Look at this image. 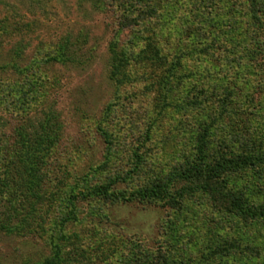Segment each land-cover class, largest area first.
<instances>
[{
	"label": "trees",
	"instance_id": "trees-1",
	"mask_svg": "<svg viewBox=\"0 0 264 264\" xmlns=\"http://www.w3.org/2000/svg\"><path fill=\"white\" fill-rule=\"evenodd\" d=\"M91 1L115 25L107 44L110 83L119 86L132 80V65L145 69L141 75L149 76L146 83H151L146 91L157 93L154 117L168 113L175 119L166 138L174 141L177 160L165 167L166 163L155 161L151 149H142L151 137L150 123L133 148L126 176L118 173L85 188L79 186L80 181L69 186L63 200L71 208L68 214L75 217L78 199L160 202L179 209L187 199L200 195L243 224L264 226V186H258L264 174V128L259 125L264 102L258 104L255 97L259 91L264 100V0ZM184 3L185 9L179 7ZM11 18L5 15L0 20V106L13 119L0 114V190L2 196L9 192L0 202V209L8 210L0 214V230L7 232L37 217L45 199L43 188L57 178L63 126L52 99L44 100L50 89L54 95L60 85L51 72L57 65L83 64L92 51L85 46L86 36L66 34L40 42L30 56L25 52L29 42L18 40L4 57V41L18 35L24 38L33 29L31 24L18 21L10 26L7 20ZM122 32H126L124 38ZM223 51L227 52L228 73L217 76L212 68L201 67ZM192 60L198 65L191 67ZM146 68L151 71L145 72ZM244 70L254 78L243 76ZM115 105L110 101L96 121L108 143L107 129L113 123L120 124L126 115ZM253 113L262 122L251 121ZM128 178L135 180L129 190L115 188ZM256 197L261 200L256 201ZM208 235L212 237L213 232ZM194 239L190 236L189 243ZM235 246L234 240L218 241L204 261L251 264L227 260L234 256ZM54 247L52 256L41 263L28 260L23 264H73L71 255L63 254L57 244ZM120 255L119 264H191L188 261L193 259L169 261L161 248L152 253L137 244L121 249Z\"/></svg>",
	"mask_w": 264,
	"mask_h": 264
},
{
	"label": "rangeland",
	"instance_id": "rangeland-1",
	"mask_svg": "<svg viewBox=\"0 0 264 264\" xmlns=\"http://www.w3.org/2000/svg\"><path fill=\"white\" fill-rule=\"evenodd\" d=\"M180 6L187 7L186 3ZM235 6L240 8L238 4ZM5 15L12 17L7 20L10 26L18 21L31 24L33 29L24 38L18 35L4 41L1 48L4 57L7 49L18 40L29 42L25 52L30 56L40 42L66 34L86 36L85 46L92 51L90 59L83 64L57 65L51 72L60 85L54 95L50 89L44 100L52 99V106L59 111L63 126L58 153L60 167L55 183L48 182L43 188L45 199L37 217L19 224L12 231L0 230V264H23L28 260L41 263L52 256L56 244L62 247L63 254L71 255L73 264H119L122 262L121 249H128L130 244L140 245L152 253L161 248L173 262H186L191 256L193 259L188 261L191 264H218L217 259L206 262L204 258L216 242L224 240L236 241L234 256L231 255L228 261L247 260L251 264H264V226L255 222L243 224L200 195L187 199L179 209L160 202L78 199L75 217L68 214L71 208L63 200L69 186L80 181L79 186L85 188L104 183L118 173L125 175L132 160L130 155L150 123L153 124L151 137L142 149L148 152L151 149L156 156L155 161L166 163L165 167L176 161L174 141L166 138L174 127L175 119L168 113L154 117L157 110L153 103L157 93L155 90L146 91L151 83H146L149 76L141 75L145 69L140 66H130L132 80L119 86L110 83L107 77V44L114 34L115 25L108 15L94 7L91 0H0V20ZM121 36L124 38L126 32ZM226 55V51L215 54L201 67L212 68L210 71H215L217 76L228 73L225 71ZM235 56L238 59V55ZM195 62H190L191 67L198 65ZM201 67L197 69L201 70ZM146 69L147 73L151 71ZM243 76L254 78V74H248L247 70L243 71ZM255 97L258 104L264 102L259 91L255 92ZM110 101L117 104L115 107L120 108L119 111L125 110L126 115L120 124L113 123L107 129L108 143L96 121ZM0 114L5 118L9 115L4 106H0ZM243 116L246 122L247 116ZM259 117L256 113L249 116L251 121L263 120L259 125L264 128V118L261 120ZM246 123L251 128V123ZM164 138L168 142L164 143ZM262 181L264 174L258 181L261 188L264 186ZM132 182L128 178L116 184L115 188L129 190ZM9 189H13L12 185ZM5 196L0 190L1 203ZM259 200L261 198L256 197V201ZM6 212V208L0 209V214ZM14 222L10 220V224ZM178 224L181 227L177 230ZM211 231L213 236L208 237ZM190 236L195 237L192 243L188 241Z\"/></svg>",
	"mask_w": 264,
	"mask_h": 264
}]
</instances>
